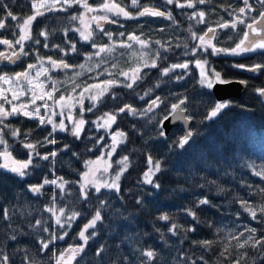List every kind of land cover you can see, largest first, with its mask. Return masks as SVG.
<instances>
[{"label":"trees","instance_id":"trees-1","mask_svg":"<svg viewBox=\"0 0 264 264\" xmlns=\"http://www.w3.org/2000/svg\"><path fill=\"white\" fill-rule=\"evenodd\" d=\"M93 5H98L101 0H91ZM162 0H143V3L160 4ZM183 2V0H181ZM235 0H211L210 4L198 5V10L205 11V19L207 24H198L195 19H189L188 16L192 14L194 9H180L173 5L167 6V10L171 11L175 22L166 20L164 18H151L141 17L139 20L135 19H121L120 23L124 25L123 28L119 27L118 24L104 23L103 27L110 32H113V41H115L114 50L108 53H101L100 57L93 56L92 60H86L85 55H77L76 53H70L65 56L62 52L58 51L53 47L54 44L62 45L65 50H68L70 45L65 41L69 38L77 44V49L80 53L94 52L90 44L81 41L79 32L74 29L81 28L79 20L72 21L71 14H79L84 10L78 6L74 9H69L65 12L46 13L43 17H37V20L32 24V36L34 39H39L40 44H35L33 41L25 42V51L29 54L27 56L21 55L17 60L16 65L8 64L6 61L0 65V70L3 72L14 74L16 72H22L27 69L28 64H35L36 66L41 65V60L37 57H43V64L45 68H48V73L43 77L46 82V88L48 91L52 89L53 81L56 82V87L59 91L54 93V96L59 97L63 94L66 98L68 96L79 97L81 91H83L86 85H99L103 88L104 81L106 80H117L124 82V77L120 75L121 70L130 71V69L136 67L141 63L139 54L141 51L148 52L159 49L162 56L169 57L167 60L158 61L160 67L167 66L171 63L184 62L194 60L195 57L191 55H182L186 49L184 45H188V49H191L193 41L191 39V33L195 32L198 35L203 34V30H206L208 26L217 27V22H221V17L224 20H230L226 11H222L229 4H234ZM253 2V0H250ZM3 3L9 5L10 9L18 17H23L31 14V5L28 0H3ZM125 4H130V0H124ZM242 0H239L238 7H241ZM258 10L260 9L259 4L254 5ZM130 11L135 12L132 9ZM230 10V9H229ZM187 13L188 15H184ZM102 14V13H100ZM4 10L0 9V17H3ZM252 16H256L257 12L251 13ZM88 16V15H87ZM86 16V17H87ZM92 16V15H91ZM114 19V17H111ZM15 21L10 19L6 22L8 27L6 30H0V38L10 39L15 41L16 36L12 35V32H18L19 30L14 27ZM92 24V23H91ZM95 25V26H94ZM91 26L93 30L94 39L97 44L110 43L108 37L104 36L103 33L99 32L96 28V23ZM243 26L238 25V29ZM163 29V31H161ZM41 30L47 31L50 34L49 48H44L45 43L44 37L39 36ZM68 31L67 37L65 31ZM120 32H124L125 35L122 37L119 35ZM218 37L213 43L219 47H233L238 42L239 37L232 31L231 28L226 30L217 29ZM130 33L139 35L141 39L149 41L150 49H141L139 45L133 44L132 48L120 47V41L126 40V37ZM231 35L232 39H227V35ZM242 35V33H241ZM159 41L160 44L154 43ZM218 41H224V43H217ZM164 45L166 48H171V51L164 52L160 47ZM179 45V47H176ZM16 52H19L20 46L16 45ZM0 51L5 53L12 52L13 49H8L5 45H0ZM210 52V49H209ZM52 57L54 60L64 59L66 62L72 65L85 64L84 69L79 67H73L67 70L56 69L52 70V66L48 63V57ZM209 62L217 71L222 72L224 75L229 77H236L239 79L248 80V89L246 94L239 100L233 101L232 106L226 109L222 115L216 118L214 121H204L200 124L198 121L204 113V108L200 105L199 99H202L205 104L210 100H216L214 94L210 96H203L197 100V108L200 112V117L197 118V126L202 129L199 137H197V143L184 152L176 150L175 152H169L167 143H171L172 139L178 138L183 131L182 127L174 128L168 137L170 138L167 142L163 137H158L156 133L157 121L161 119V109H156L154 113L149 115L153 117L149 122L148 117L133 118L132 116H125L121 114L118 116L117 124L119 130L128 134V139L125 143L120 144L116 152L109 159L107 157L108 148H103L102 145L105 143L111 144L112 140L108 136V132L104 129L97 131L96 126L92 124V121L96 120L98 116L104 112L114 110L118 105L123 106L124 103L132 104L134 107H143L145 101L139 99V95H142L149 87H153V96L156 94L166 95L170 91L182 92L186 95H196L200 92L206 91L201 89L198 84L195 83V79L198 78V69L190 64L191 75L186 76L185 80L176 82L172 81L167 83L168 77H162L159 74L158 69H143L144 72L148 73L142 82H138L133 86V89H127L121 86H112L109 91L97 102L95 109L92 112H88L87 108L91 106V102L85 98L84 114L83 118L88 121L84 125V132L81 133V139L77 140L70 134V131H56L54 138H56V144H47L43 146L37 145V150L41 154H46L49 150L58 152L54 162L39 160L33 158V163H39L42 167L32 169L29 171L31 176L25 177L23 180L16 177L11 173L0 170V205L16 207H23L27 204L28 210L32 211V216L26 217L27 220H34L37 218L47 219L49 214L42 213L41 208L43 204L48 203L50 200V194H45L39 197L33 196L27 192L28 183L42 182L44 176L52 177V172H55L56 176H62L66 181L70 183L66 186L67 191L63 193V200H58V203L63 205L67 204L69 209L73 206L77 209L83 207L82 202L77 201L79 194V186L84 183L82 174L87 172L86 161L97 160V157L102 154L105 155V161L110 164L111 167L105 175L99 176L98 179H108L121 168V165L117 163L118 160L122 159L123 156L129 157V168L120 179V187L125 197L123 204L127 211L126 215L130 218L135 217L128 228L117 227L116 232L120 233V237L117 238L115 232H98L97 236L89 240L88 246L85 248L84 253H81L76 257L71 264H97L98 257L95 256V251L100 244L107 243L110 245L108 249V255L114 256L116 252L115 245L112 243L113 239H123L125 235L133 236L136 231L141 233L148 232L152 233V236L144 238V247L149 244L159 245L163 247V242L157 240L156 237L159 235L154 232L153 224L161 226L165 232L166 238L169 240L171 248L180 247L184 249L188 255H192L193 259L200 255H204L205 259L208 260V264H217L218 258L223 261V264H229V261L223 260L219 257V253L223 251L224 246L228 245L229 251L232 256L235 257L239 252L247 251L249 257L257 255L250 247L244 249H237V240L233 239V235H238L244 231V226L254 227L257 229H264V223L258 224L252 220L249 213L244 212L240 207L239 203L235 201L240 197L248 199L254 205H260L264 203V193L260 192V188H264V181H261L259 177L252 174V169L247 166L248 163L255 162L256 164H264V100H261L253 91V88L264 85V75H259L256 78H251L252 74L238 71L231 67L232 63L239 62L244 64H251L252 60L245 59L244 57H236L235 59L229 56H208ZM115 65V67H114ZM19 66V67H18ZM181 70H177L180 72ZM52 79L49 80L48 77ZM159 82V87H154ZM78 85V87H77ZM186 86V87H185ZM93 92L99 91V89H93ZM115 94L116 99L112 96ZM89 93H85L87 97ZM174 97L170 98L173 99ZM145 99H148L147 97ZM50 104L53 105V100L50 99ZM62 101L61 104H64ZM75 105L71 108L72 115L77 117L79 114V104L76 100L68 101ZM9 109V105L5 106ZM50 110L49 117L60 119V115H52L55 111L59 113L61 108L59 106L52 107ZM65 115H67L69 109H63ZM62 118V117H61ZM67 123L68 129L72 128V124L67 119H64ZM38 121L28 119L22 116L9 117L8 120L4 121V124H10L11 128H19L22 133L32 132L31 136H21L14 138L11 135L10 128H4L0 124V129L3 130L4 138L12 146L9 150L12 151L13 156L17 159H26V149L18 143L19 139H25L31 142L44 141V137L49 131H51V125L37 127ZM117 124L112 125V129L117 128ZM132 124L136 125V129L132 128ZM104 137L99 144L95 143L96 138ZM119 139V138H118ZM69 145V149L60 151L64 145ZM3 147L0 146V150ZM91 149V150H89ZM76 153L75 156L72 153ZM179 153V155H177ZM151 154L156 157L163 156L166 159L164 171L158 174V181L162 187L159 192L152 190L155 195L147 196L144 195L141 189L148 190L150 186L141 185L137 182L142 179L143 172L147 170V155ZM227 160L231 162L232 167L228 169L229 175L225 176L222 173L218 174L219 169L227 168L228 165L224 163ZM102 161V162H105ZM3 160L0 159V163ZM44 165H49L48 168H44ZM176 169H181L177 171ZM202 169V170H201ZM41 172L43 175H41ZM192 172L195 176V180L188 175ZM202 178L207 180H216L218 185H222L228 191L221 193L219 187L212 186L209 188H199L198 182H203ZM247 181L252 184V189L249 190L246 186H242L243 182ZM90 190L94 193V189ZM59 193V189H56ZM102 193L106 192L105 189L101 190ZM204 194L219 206L217 209H211L201 214L202 223L197 225V231L189 233L188 238L184 240L183 244L179 243V237H172L164 226L163 221H158L157 216L161 214H170L174 221L178 224H185L186 220H191L190 217L186 216V213L182 209L187 205L190 206V201L196 198L198 194ZM251 193V194H250ZM109 195H111L109 193ZM143 196L146 201L145 208L139 209V206L135 204V198ZM187 197V198H185ZM8 202H11L9 204ZM117 202L113 201L115 205ZM236 213H240L237 218ZM259 216V214H258ZM87 218H78L73 223L70 229H60L58 226L54 227L57 234H61L64 230H67L69 235L64 240H57V250H62L68 247V245H78L82 243L78 239V232L83 227V224L87 222ZM17 223L21 225L26 231L28 229L26 223L21 220L20 216L14 218ZM48 224L55 225L54 219H47ZM126 221H119L118 224H126ZM210 224L211 227L205 226ZM187 226V225H186ZM218 227L223 228V231L217 234L216 229ZM53 229H50L52 231ZM91 231V230H90ZM250 233L245 232L244 236L240 238L242 242ZM264 233L258 231L257 236L259 237ZM45 238L48 233H41ZM183 235V234H181ZM25 243L22 247L29 248L31 251L29 255L36 256L37 259L41 260V264H54V261H48L40 256H37L36 249L38 245L35 243V237H22ZM193 240H214L216 243L213 247L205 252L203 248L193 245ZM175 242L172 244L171 242ZM10 241L6 240L3 230H0V248L13 256V251L6 247V244ZM123 247V246H122ZM159 250V249H158ZM175 252H170L169 248L164 249V257L168 258L169 255H175ZM16 254L15 264H20L19 256ZM228 255V253H225ZM47 256V253L44 254ZM169 264L173 262L169 261ZM197 264H203L202 261L197 260ZM243 264V262H242ZM247 264H251V260L247 261Z\"/></svg>","mask_w":264,"mask_h":264},{"label":"snow or ice","instance_id":"snow-or-ice-1","mask_svg":"<svg viewBox=\"0 0 264 264\" xmlns=\"http://www.w3.org/2000/svg\"><path fill=\"white\" fill-rule=\"evenodd\" d=\"M31 5V14L23 17H18L10 9L9 5L3 3L0 0V9L4 10L3 17H0V30H6L8 25L6 22L10 19L15 21L14 27L18 29V32H12L13 36L18 38L13 42L10 39L0 38V45L7 46L8 49H13L9 54L0 51V61H8L10 63H16L21 55L27 56L29 53L25 51V42L33 41L35 44H40L39 39H34L32 36V24L37 20V17H43L46 13L55 12H65L69 9H74L79 7L84 9L83 12L77 14L70 13V19L72 21L79 20L81 28L74 29V31L79 32L81 41L90 44L94 52L80 53L77 49V44L73 42L70 38L65 42L70 45L68 50L60 44H54L53 47L58 51L62 52L65 56L70 53H76L77 55H85L86 60H92L93 56L100 57L101 53L110 54L115 47V41H113V32L107 31L101 22L118 24L119 27L123 28L124 25L120 23L121 19L129 20L135 19L139 20L141 17H160L166 20H171L175 22L171 11L167 10V6L175 4L177 8L180 9H194L191 15L188 16L189 19H195L198 24H207L205 19V11L198 10V5L210 4L211 0H162L160 4H146L142 3L141 0H131L130 4H125L124 0H101L98 5H93L89 3V0H28ZM259 4L260 9L258 10L254 5ZM241 7H233L229 4L223 11L228 13L231 17L230 20H224L221 17V22H217V27L208 26L206 30H203L202 35H198L195 32L191 33V39L194 42L191 49H188V45H184L186 51L182 55H191L195 57L194 60L171 63L167 66L160 67L158 61L167 60L169 57L162 56L159 49L151 51L149 41L141 39L139 35L135 33H130L127 35L126 40L120 41V47L132 48L133 44H137L141 49H150L148 52L141 51L139 54V59L141 63L136 67L130 69V71L121 70L120 75L124 77V82H119L115 79L104 81V87L100 88L99 85H86L83 91L80 92L79 97L68 96L67 98L61 94L59 97L54 96V93L59 91L56 87V82L53 81V86L50 91H36L37 88L43 89L45 85L40 83H34L39 80L42 73H48L49 69L43 67V57H37L41 60V69L36 72L35 77L30 76L32 69L36 68L35 64H28L27 69L22 72H16L14 74H9L0 70V82L5 85H9L8 89L0 87V124L4 128H10L11 135L16 137L21 136H31L32 132L22 133L19 128H11L10 124H4V121L8 120L9 117L14 116H24L28 119L38 120L39 123L37 127H42L46 125H51V131L47 133L44 137V141L31 142L25 139H19L18 143L23 149H26V159H17L13 156L12 151L9 149L12 147L8 141L4 138L3 130L0 129V146L3 149L0 150V159L3 160L0 163V170L4 172L11 173L20 179L31 176L29 171L30 167L32 169L41 168L42 166L37 162L33 163V158L36 157L39 160L54 162L58 155L57 151L49 150L46 154H41L37 150V145L43 146L47 144H56L57 140L54 138V133L57 130L60 131H70V134L77 140L81 139V133L84 132V125L88 123L83 118L85 111L83 101L87 98L91 102V106L87 108L88 112H92L97 102L109 91L112 86H123L127 89H133V86L138 82H142L148 73L144 72L143 69H158L160 76L168 77L167 83H171L173 80L180 82L185 80L186 76L191 75L190 64H193L196 69H198V78L195 79V83L200 86L201 89L206 91L200 92L196 95H186L182 92L170 91L166 95L156 94L153 96V87H149L142 95H139V99L145 101L143 107H134L132 104L124 103L123 106H117L114 110L104 112L102 115L98 116L96 120L92 121V124L96 126L97 131L104 129L105 132L110 133L111 144L105 143L102 145L103 148H108L107 157L110 159L111 156L116 152L117 147L120 144L125 143L128 139V134L126 132L119 130V125L117 124L118 116L124 114L125 116H132L133 118L148 117L149 122L153 119L150 113H154L156 109H161V119L157 121L156 133L158 137H163L167 142L170 138L167 136L168 126H175L177 122H182L184 127L182 134L175 139L171 140V143H167V148L169 152H175L176 150L188 151L197 143V137L200 136L202 129L197 126V118L200 117L199 109L197 108V100L203 96H210L214 94V89L219 86H226L233 83H238L242 85L245 89L248 88L247 79H239L236 77H229L224 75L222 72L217 71L215 67L209 62L208 56H233V57H244L245 59L252 60L251 64H244L239 62L232 63L231 67L238 71H243L251 73V78H256L259 75H264V0H242ZM129 9H135V12ZM230 9V10H229ZM257 12L256 16H252L251 13ZM86 13H102L97 15H92L90 20L96 23V28L99 32L103 33L104 36L108 37L110 43L97 44L93 30L90 24H85V14ZM114 17V19H110ZM188 15L187 13H183ZM238 25L243 26L238 29ZM231 28L232 31L239 37L238 42L235 43L233 47H219L214 44L213 41L217 40L218 32L217 29L226 30ZM163 31V29H161ZM242 33V35H241ZM43 36L45 43L44 48H49L47 41L49 40L50 34L47 31L41 30L38 34ZM68 31H65V36L67 37ZM120 36H124V32L119 33ZM227 35V39L231 40L232 36ZM156 44H160L159 41H154ZM217 43H224V41H218ZM16 45L20 46L19 52L14 49ZM164 52L171 51V48H166L164 45L160 46ZM179 47V45H176ZM210 49V52H209ZM48 63L51 64L52 70L61 69L67 70L73 67H79L84 69L85 64L72 65L66 62L64 59L54 60L52 57H48ZM115 67V65H114ZM181 70L177 72V70ZM49 80L52 78L49 76ZM15 82L18 87H11ZM26 82L29 87L25 90L23 88V83ZM159 82L154 86L158 88ZM78 87V85H77ZM186 87V86H185ZM93 89H99V91L93 92ZM11 93V99L5 95V92ZM255 94L264 100V85L260 87L253 88ZM27 93H31L29 101H21V97L25 96ZM85 93H89L85 97ZM45 96L48 99L53 100V105H49L44 99ZM148 99H145V98ZM174 97L173 99H170ZM116 99L115 94L112 96ZM76 100L79 104V114L74 117L71 112V108L75 105L67 103V101ZM37 100L44 101L41 105H36ZM13 101H21L16 104ZM65 101L64 104H61ZM200 105L204 108V113L199 119V123L203 124L204 121H214L222 113L229 109L233 101L231 100H210L207 104L204 103L202 99H199ZM5 104L11 105L10 110L5 108ZM35 106V107H32ZM59 106L61 111L59 113L53 111L52 115H60L62 118L59 124L55 123L51 117L45 119L40 115V109L43 107L48 110L50 107ZM69 109L67 115H65L63 109ZM64 119H67L69 123L73 126L69 130L67 125L64 124ZM117 124L115 130L112 129V125ZM132 128L136 129V125L132 124ZM119 138V139H118ZM104 137H98L95 140L96 144H99ZM69 149V145H64L60 151H65ZM91 150V149H89ZM73 156L76 153H72ZM179 155V153H177ZM105 161V155L102 154L97 157V160L86 161V167L88 171L82 174V179L84 183L79 186V194L77 197L78 202H82L83 207L81 209L75 208L73 206L69 209L67 204H59L58 200H63V193L67 191V185L70 181H66L62 176H56L55 172H52V177L44 176L42 182L35 184L28 183L27 192L31 193L35 197H39L45 194H50V200L48 203L43 204L41 211L42 213H48L47 219H54L55 225H50L47 219L37 218L34 220H27L26 217L32 216V211L28 210L27 204L23 207H16L15 205L4 206L0 205V230H3L6 240L10 241L6 244V247L13 251V256L0 248V264H15L16 254L22 253L19 256L20 264H41V260L37 259L36 256L29 255L31 251L29 248L22 247L25 243L22 237H35V243L38 245L36 249L37 256H40L48 261H54V264H71L72 261L76 259L78 255L84 253L85 248L89 244V240L95 238L98 232H115L116 237H120V233L116 232V228L119 226L121 228H128L135 217L130 218L126 215V207L123 204L125 199L121 187L120 179L121 176L126 172L130 166L129 157L127 155L123 156L122 159L118 160L117 163L121 165V168L108 179H97L96 172L101 169L99 167L93 168L92 166L98 165V162ZM166 159L163 156L156 157L151 154L147 155V170L143 172L142 179L138 181V184L150 186L148 190L141 189L144 195L153 196L155 192L161 190V183L158 181V174L164 171V166L166 164ZM106 163V161H105ZM224 163L228 165L227 168H221L218 174L222 173L228 176L230 173L229 168L232 167L231 162L225 160ZM247 166L252 169V174L259 177L261 181H264V164H256L254 161L248 163ZM44 168H48L49 165H44ZM111 165L103 169L107 172ZM180 171L181 169H176ZM202 170V169H201ZM41 175L43 173L41 172ZM188 175L195 180V176L192 172ZM203 182L197 181V186L199 188H209L211 190L212 186H217L221 193H225L228 190L222 185H218L216 180H207V178H202ZM242 186H246L249 190L252 189V184L244 181ZM94 189V193L90 190ZM59 189V193L56 192ZM105 189L106 192L102 193L101 190ZM260 192L264 193V188H260ZM109 193L111 195H109ZM251 194V193H250ZM187 198V197H185ZM113 201L117 203L114 205ZM239 203L240 207L244 212L249 213L252 220L256 221L258 224L264 223V203L260 205H254L248 199L240 197L235 201ZM11 204V202H8ZM135 204L139 206L140 210L145 208L146 201L143 196L135 198ZM217 209L219 211V206L215 204L207 195L198 194L196 198L190 201V206H185L182 211L186 213L187 217L191 220H186L185 224H178L174 221L170 214H161L156 217L158 221H163L167 232L171 234L172 237H179V243L183 244L184 240L188 238L189 233H194L197 231V225L201 224V214L211 210ZM17 214L20 216L21 220L26 223L30 231H26L17 221L14 219ZM259 214V216H258ZM237 218H239L240 213H236ZM87 218V222L83 224V227L78 232V239L82 243L78 245H68L67 248L62 250H57L56 242L57 240H64L66 236L69 235L67 230H64L61 234H57L54 230L55 226L60 229H70L74 222L78 218ZM119 221H126V224L120 225ZM187 225V226H186ZM205 226L211 227L210 224ZM50 229H53L50 231ZM153 229L155 233L159 235L156 237L157 240L163 242V247L159 245L149 244L144 247V238L147 236H152V233L139 232L136 231L133 236L125 235L123 239H113L112 243L115 245L116 252L114 256L108 255V249L110 245L107 243L100 244L96 251L95 256L98 257L97 264H169V261L173 264H197V260L202 261L203 264H208V260L205 259L204 255L192 258V255L180 248H171L169 240L165 236V232L161 226L153 224ZM91 230V231H90ZM223 231V228L218 227L216 229L217 234ZM260 231L264 233V229H257L254 227L244 226V231L240 232L238 235H233V239L237 240V249H244L250 247L255 253L254 257H249L247 251L239 252L235 257L229 251L228 245L224 246L223 251L219 253V257L223 260L229 261V264H247L250 259L251 264H264V234L257 236V232ZM250 233L242 242L240 238L244 236V233ZM41 233H48L45 238ZM183 234V235H181ZM175 244V242H171ZM216 242L214 240H193L192 244L203 248L205 252L209 251ZM123 246V247H122ZM169 248L170 252H175V255H169L165 258L163 253L164 249ZM159 249V250H158ZM47 253L45 257L44 254ZM228 253V255H225ZM217 264H223L219 258Z\"/></svg>","mask_w":264,"mask_h":264},{"label":"rangeland","instance_id":"rangeland-1","mask_svg":"<svg viewBox=\"0 0 264 264\" xmlns=\"http://www.w3.org/2000/svg\"><path fill=\"white\" fill-rule=\"evenodd\" d=\"M130 2H131V0H130ZM89 3L90 4H92V2H91V0H89ZM84 10V9H83ZM97 14H100V13H86L85 14V24H90L91 26H93L94 24H95V22H93V21H91L90 20V17H91V15H97ZM88 15V16H87ZM110 15V19H111V14H109ZM87 16V17H86ZM92 23V24H91ZM95 26V25H94ZM43 67L45 68V65L43 64ZM41 69V65H39V66H36V68H34V69H32L31 70V72H30V76L31 77H35V74H36V72L37 71H39ZM45 76V73H42L41 74V76L39 77V80L38 81H35L34 83H40V82H42L44 85H45V87L43 88V89H40V88H37L36 89V91L39 93L40 91H45V92H47L48 90H47V88H46V82L44 81V79H43V77ZM0 87H3V88H5V89H8L10 86L9 85H5V84H3L2 82H0ZM11 87H18L16 84H15V82L11 85ZM29 87V85L26 83V82H24L23 83V88L26 90L27 88ZM5 95H7L8 96V98L9 99H11V93L10 92H5ZM31 96V93H27L25 96H23V97H21V101H29V103H30V100H29V97ZM46 101H47V103L51 106L52 104H50V99H48V97L47 96H45V98H44ZM21 101H13V103H16V104H18V103H20ZM0 102H2V101H0ZM68 102V101H67ZM44 103V101H42V100H37L36 101V105H41V104H43ZM69 104H71V103H69ZM5 105H8V104H5ZM32 107H35V106H32ZM10 108H11V105H9V110H10ZM52 107H50L49 109H51ZM45 110L43 107H41V109H40V115L41 116H43L45 119H47L48 117H49V114H50V110ZM19 116V115H18ZM22 117H24V116H22ZM25 118H27V117H25ZM53 119V121L55 122V123H57V124H59V122H60V120H61V116H60V119L59 120H57L56 118H55V116H54V118H52ZM33 120H35V119H33ZM36 121H38V120H36ZM39 122V121H38ZM64 124L65 125H67V123H65L64 122ZM68 127V126H67ZM57 131H60V130H57ZM108 136H110V133H108L107 134ZM3 147V146H2ZM107 166V163H105V162H102V161H100V162H98V165H94V166H92L93 168H95V167H99L101 170L99 171V172H96V178L98 179L99 178V176H103V175H105L107 172H104L103 171V169L105 168ZM88 171V170H87ZM108 171V170H107Z\"/></svg>","mask_w":264,"mask_h":264},{"label":"water","instance_id":"water-1","mask_svg":"<svg viewBox=\"0 0 264 264\" xmlns=\"http://www.w3.org/2000/svg\"><path fill=\"white\" fill-rule=\"evenodd\" d=\"M151 18H160V17H151ZM247 89L238 83L229 84L226 86H217L214 89V96L216 100H230L235 99L239 100L245 95ZM176 127H184L182 122H177L175 126L169 125V130L167 131V136L170 134L171 130Z\"/></svg>","mask_w":264,"mask_h":264},{"label":"flooded vegetation","instance_id":"flooded-vegetation-1","mask_svg":"<svg viewBox=\"0 0 264 264\" xmlns=\"http://www.w3.org/2000/svg\"><path fill=\"white\" fill-rule=\"evenodd\" d=\"M141 2L143 3V0H141ZM147 4H151V3H147ZM238 5H239V0H235V2H234V4H232V6L233 7H236V8H238ZM132 10H134L135 11V9H132ZM223 11V10H222ZM9 53H11V52H7L6 54H9ZM229 57H232V58H236V57H233V56H229ZM0 62H2V64H4L5 62H6V60L5 61H0ZM8 62V61H7ZM17 62V61H16ZM2 64H0V65H2ZM8 64H14V65H16L17 66V64L16 63H10V62H8ZM19 67V66H18ZM20 72V71H19ZM4 106H6V105H4Z\"/></svg>","mask_w":264,"mask_h":264}]
</instances>
